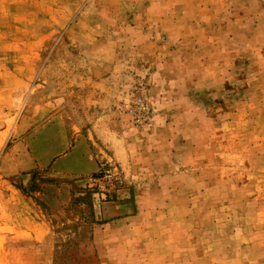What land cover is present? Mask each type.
Returning <instances> with one entry per match:
<instances>
[{
	"label": "rangeland",
	"instance_id": "obj_1",
	"mask_svg": "<svg viewBox=\"0 0 264 264\" xmlns=\"http://www.w3.org/2000/svg\"><path fill=\"white\" fill-rule=\"evenodd\" d=\"M0 264H264V0H0Z\"/></svg>",
	"mask_w": 264,
	"mask_h": 264
},
{
	"label": "crops",
	"instance_id": "obj_2",
	"mask_svg": "<svg viewBox=\"0 0 264 264\" xmlns=\"http://www.w3.org/2000/svg\"><path fill=\"white\" fill-rule=\"evenodd\" d=\"M70 110L72 108L70 107ZM74 122H71V129H74ZM66 129V126H65ZM91 134V133H90ZM73 133L67 138L63 136L60 133H53L50 134L47 140L48 143H50V150H52V154L45 155L46 158L54 159V167L52 169V172L54 175L62 176V177H72L78 174L82 173H94L97 170V164L95 162L94 156L91 155L88 146L86 143H84L83 140H76L72 141ZM38 138V132L32 131L30 135V140ZM99 137V136H98ZM99 139L102 140L100 137ZM62 141V144H61ZM77 141H78V148L77 147ZM52 142V143H51ZM57 143V144H56ZM73 144V145H72ZM104 144V143H103ZM102 142L97 143L98 148L100 146H103ZM62 145V146H61ZM105 145V144H104ZM84 148V149H83ZM78 149L81 151L84 150L83 153H78ZM48 150V152H50ZM56 150L58 151L56 153ZM67 165L68 168H62V166ZM126 184V183H125ZM129 185V184H128ZM129 189H133L132 186H125ZM134 187V186H133ZM136 188V187H134ZM124 190V189H122ZM121 192V191H120ZM120 195V194H118ZM132 205L129 203H122V204H107V206H103L102 208V218H103V224H110V222H125L126 216H128L131 213ZM33 237L37 238L39 237V232L35 233L33 232Z\"/></svg>",
	"mask_w": 264,
	"mask_h": 264
}]
</instances>
